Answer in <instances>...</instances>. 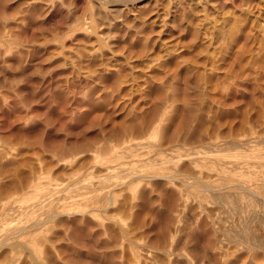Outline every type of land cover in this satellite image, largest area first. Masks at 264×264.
Here are the masks:
<instances>
[{
  "label": "rangeland",
  "instance_id": "374dc122",
  "mask_svg": "<svg viewBox=\"0 0 264 264\" xmlns=\"http://www.w3.org/2000/svg\"><path fill=\"white\" fill-rule=\"evenodd\" d=\"M257 136L264 0H0V264H264Z\"/></svg>",
  "mask_w": 264,
  "mask_h": 264
},
{
  "label": "bare ground",
  "instance_id": "6f19581e",
  "mask_svg": "<svg viewBox=\"0 0 264 264\" xmlns=\"http://www.w3.org/2000/svg\"><path fill=\"white\" fill-rule=\"evenodd\" d=\"M247 139H248V137H247L246 139H244V140H241V139H240L239 141H241V143H243V144H245V143H247V142L250 143V139H249V140H247ZM130 141H131V140H130ZM255 141L257 142V143L255 142V144H258V143L261 144V142H264V136H257V137H255ZM230 142H231V141H230ZM251 142H252V141H251ZM213 143H214V142L210 143V146H211V145H214ZM238 143H239V144H238ZM224 144H225V143H224ZM224 144H223V145H224ZM237 144L240 145V142H237ZM255 144H254V145H255ZM134 145H135V144H134ZM241 146H242V145H241ZM261 146H262V145H261ZM155 147H156V146H155ZM211 147H213V146H211ZM231 147H232V146H231ZM127 148H128V147H127ZM226 148H227V147H226ZM248 148H250V147H248ZM260 148H261V147H260ZM260 148H259V149H260ZM232 149H234V148L232 147ZM254 149H257V148L254 147ZM263 149H264V148H263ZM263 149H262V150H263ZM246 150H247V149H246ZM251 150H252V152H255V150H253V149H251ZM251 150H250V151H251ZM262 150H259V151L263 152ZM169 151H172V150L169 149ZM175 151H176V150H175ZM209 151H210V150H209ZM237 151H238V150H237ZM248 151H249V150H248ZM259 151H257V153H258ZM165 152H166V151H161V150H159V149H157V150L153 149V151L147 152L145 157H144V154H142V158L144 157V158H148V159L150 160V158H152L153 156L156 157V156H158V155L164 154ZM176 152H177V151H176ZM210 152H211V151H210ZM210 152H209V153H210ZM213 152H214V151H213ZM213 152H212V153H213ZM219 152H220V151H219ZM234 152H235V151H234ZM241 152H242V151H241ZM241 152H239V153H241ZM166 153L168 154V152H166ZM201 153L204 154V152H201ZM206 153H208V152H206ZM206 153H205V155H209V153H208V154H206ZM221 153H222V152H221ZM250 153H251V152H250ZM167 154H166V155H167ZM193 154H195V155H196V154H200V152H195V153H193ZM210 154H211V153H210ZM217 154H218V153H217ZM242 154H243V152H242ZM252 154H253V153H251V155H252ZM140 155H141V154H140ZM166 155H165V156H166ZM170 155H171V154H170ZM215 155H216V154H215ZM222 155H223V154H222ZM225 155H226V153H225ZM228 155H229V154H227V156H228ZM247 155H248V154H247ZM247 155L245 156V155L243 154V157L246 158ZM256 155H257V154H256ZM171 156H172V155H171ZM193 156H194V155H193ZM212 156H214V155H212ZM212 156H211L210 158H212ZM220 156H221V155H220ZM227 156H226V157H227ZM166 157H168V156H166ZM216 157H217V155H216ZM223 157H224V156H223ZM140 158H141V157H140ZM144 158H143V159H144ZM170 158H171V157H170ZM204 158H205V156H204ZM206 158H207V156H206ZM227 158H229V156H228ZM231 158H232V157H231ZM234 158H235V157H234ZM253 158L255 159L256 157H253ZM165 159H166V158H165ZM212 159H213V158H212ZM238 159H239V158H238ZM256 159H257V161H258V159H259L260 161H262V160L264 161V155H263V153H258ZM135 160H136V159H135ZM139 160H140V159H139ZM158 160H159V159H158ZM162 160H163V159H162ZM167 160H168V158L166 159V161H167ZM173 160H174V159H173ZM218 160H219V159H218ZM140 161H141V160H140ZM146 161H147V159H146ZM159 161H160V160H159ZM227 161H228V163L231 164L233 167H235L234 165H238V164H237V160L235 161V160H231V159H230V161H229V160H227ZM227 161H224V163L227 162ZM238 161L240 162V160H238ZM123 162H124V161H123ZM215 162H216V161H215ZM119 163H120V162H119ZM127 163H128V162H127ZM240 163H241V162H240ZM240 163H239V164H240ZM155 164H156V163H155ZM157 164H158V163H157ZM249 165H250V164H249ZM225 166H226V164H225ZM238 166H239V165H238ZM262 166H263V165H262ZM112 167H113V166H112ZM134 167H135V166H134ZM142 167H144V165H142ZM226 167H227V166H226ZM233 167L230 166V167H227V168H233ZM256 167H257V166H256ZM120 168H121V167H120ZM126 168H127V167H126ZM236 168H237V167H236ZM238 168H239V167H238ZM128 169H129V167H128ZM128 169H127V171L125 170V168H124L123 170L126 172L125 174H126L127 176H128V175H129V176L132 175V177H134V175L136 174V172L139 171L138 168H136V169L132 168L131 171H128ZM130 169H131V167H130ZM130 169H129V170H130ZM137 169H138V170H137ZM140 169H141V165H140ZM220 169H221V168H219L218 170H220ZM116 170H117V169H116ZM123 170H122V171H123ZM142 170H143V169H142ZM231 170H234V168L231 169ZM117 171H118V170H117ZM120 171H121V169H120ZM122 171H121V172H122ZM143 171H144V170H143ZM143 171H142V172H143ZM140 172H141V170H140ZM108 173H109V172H108ZM138 173H139V172H138ZM138 173H137V174H138ZM168 173H169V172H168ZM226 174H229V173H226ZM139 175H140V174H138V176H139ZM141 175H142V174H141ZM179 175H180V174H177V173H176V174H171V175H168V176H166V175H157V174H149V175L147 174V176L150 177V178H151V177H155V178L158 177V178H167V179H168V177H169V181H170V179H172V178L175 179V178H176L177 176H179ZM213 175H214V174H213ZM217 175H219V174H217ZM215 176H216V175H215ZM223 176H224V175H223ZM226 176H228V175H226ZM211 177H212V176H211ZM104 178H105V177H104ZM234 178L237 179L236 177H234ZM132 179H133V178H132ZM195 179H197V178H195ZM198 179H199V178H198ZM212 179H213V178H212ZM219 179H220V178H219ZM227 179H228V178H227ZM238 179H239V178H238ZM220 180H221V179H220ZM212 181H213V180H212ZM234 181H236V180H234ZM199 182H200V181H199ZM199 182H198V183H199ZM210 182H211V181H210ZM227 182H228V181H227ZM230 182H232V181H230ZM241 182H242V181L240 180V182L237 181V182H235V183H233V184H232V183H230V184L228 183L227 185H224V186H225V188L227 189V188L231 187L232 185H235V186H236V185H239V186H243V187H245L246 190H247V188H251V187H253V183H252V182H251L252 184H250V182H245V181H244V183H241ZM202 183H203V182H202ZM206 184H207V182L204 181V185H206ZM213 184H214V183H213ZM216 185H219V184H216ZM256 185H257V184H256ZM256 185H255V186H256ZM31 186H32V185H31ZM209 186H210L211 188L208 187V185H206L207 188H210V189H212L213 191H216V192H218V193H224V195L226 196V194H225L224 191H222V192L220 191V192H219V189H220L221 187L218 186L219 189H216V187H215V188L212 187L211 183L209 184ZM213 186H215V185H213ZM235 186H234V187H235ZM259 186H260V185H259ZM259 186H257V187H259ZM202 187H203V186H202ZM218 187H217V188H218ZM225 188H224V189H225ZM253 188H254V187H253ZM260 188H261V187H260ZM222 189H223V187H222ZM234 189H235V188H234ZM254 189H255V191H256V188H254ZM258 189H259V188H258ZM220 190H221V189H220ZM107 191H108V190H107ZM253 191H254V190H253ZM261 191H262V189H261ZM247 192H250V191H247ZM262 192L264 193V191H262ZM262 192H261V193H262ZM228 193H229V192H228ZM231 193H232V192H231ZM256 193H258V191H257ZM256 193H255V194H256ZM247 194H248V193H247ZM97 195H98V194H97ZM106 195H107V194H106ZM106 195H104V196H106ZM216 195H217V194H216ZM219 195H220V194H219ZM227 195H228V194H227ZM221 196H222V194H221ZM225 196H222V197L225 198ZM229 196H230V195H229ZM253 196H254V195H253ZM219 197H220V196H218V198H219ZM104 199H105V198H104ZM106 199H107V198H106ZM260 199H261V198H260ZM263 199H264V198H263ZM104 207H105V206H104ZM104 207L102 206V208H104ZM96 209H97V208H96ZM99 209H101V208L99 207ZM89 213H91V209H85V210H83V211H80V214H84V215H85V214H89ZM36 223H37V222H36ZM15 225H16V224H15ZM25 227H26V226H24V227L10 226V227H8V229H7L8 231L10 230V231L8 232V235L10 234V235H11V239H13V237H14V236H17L18 233H19V231H20L22 228H25ZM2 228H3V227H2ZM7 230H4V231H7ZM22 230H23V229H22ZM2 231H3V229H2ZM17 232H18V233H17ZM2 233H3V232H2ZM2 233H1V235H2ZM6 234H7V233H6ZM12 234H13V235H12ZM14 234H15V235H14ZM16 234H17V235H16ZM5 236H6V235H5ZM6 237H7V236H6ZM6 237H5V238H6ZM2 238H3V237H2ZM2 238H1V239H2ZM7 238H8V237H7ZM17 238H18V237H17ZM13 241H14V240H13ZM16 241H17V240H16ZM20 242H23V241L21 240ZM0 243H1V242H0ZM16 243H17V242H16ZM18 244H19V243H18ZM20 244H21V243H20ZM20 244H19V245H20ZM7 255H8V254H7ZM12 255H13V254H12ZM14 255H15V254H14ZM32 255H33V254H32ZM9 256H11V255H9ZM7 257H8V256H7ZM30 258L35 259L36 257L34 258V257L32 256V257H30ZM11 259H13V258H11ZM15 259H16V258H15ZM13 260H14V259H13ZM30 260H31V259H30ZM11 261H12V260H11ZM32 261H33V260H32ZM7 262H10V257H9V261H7ZM7 262H6V263H7ZM14 262H15V261H13V263H14ZM35 262H36L37 264H41V262H43V261H42V259H41V260H38V259L36 258ZM6 263H5V264H6ZM36 263H33V264H36ZM43 263H44V262H43ZM7 264H8V263H7ZM10 264H11V263H10Z\"/></svg>",
  "mask_w": 264,
  "mask_h": 264
}]
</instances>
